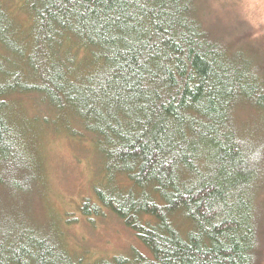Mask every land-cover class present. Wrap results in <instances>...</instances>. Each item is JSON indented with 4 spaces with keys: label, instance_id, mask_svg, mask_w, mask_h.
<instances>
[{
    "label": "trees",
    "instance_id": "obj_1",
    "mask_svg": "<svg viewBox=\"0 0 264 264\" xmlns=\"http://www.w3.org/2000/svg\"><path fill=\"white\" fill-rule=\"evenodd\" d=\"M6 2L0 264H81L39 207L41 167L9 112L25 93L93 136L94 192L144 244L92 264H264V29L237 0H25L20 39Z\"/></svg>",
    "mask_w": 264,
    "mask_h": 264
},
{
    "label": "rangeland",
    "instance_id": "obj_2",
    "mask_svg": "<svg viewBox=\"0 0 264 264\" xmlns=\"http://www.w3.org/2000/svg\"><path fill=\"white\" fill-rule=\"evenodd\" d=\"M7 1L20 39L32 24L28 6L25 0ZM235 6L254 28L264 29V0H237ZM71 50L74 60L79 61L83 53L75 47ZM4 52L0 48V55ZM16 97L19 105L12 104L10 115L17 124L26 127L44 177L39 207L42 211L44 208L61 230L66 248L81 264H92L115 254L129 256L132 248L144 250L135 232L103 205L94 192V186L105 183V179L103 159L93 136L79 125L71 112L49 109L32 94ZM118 179L123 178L118 175ZM84 199L93 201L97 208L84 211Z\"/></svg>",
    "mask_w": 264,
    "mask_h": 264
},
{
    "label": "snow or ice",
    "instance_id": "obj_3",
    "mask_svg": "<svg viewBox=\"0 0 264 264\" xmlns=\"http://www.w3.org/2000/svg\"><path fill=\"white\" fill-rule=\"evenodd\" d=\"M105 2H107V0H105Z\"/></svg>",
    "mask_w": 264,
    "mask_h": 264
}]
</instances>
